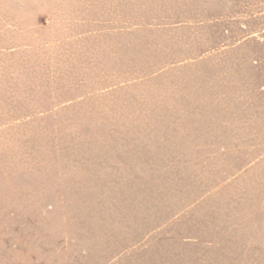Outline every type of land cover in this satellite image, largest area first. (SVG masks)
I'll list each match as a JSON object with an SVG mask.
<instances>
[{
  "label": "rangeland",
  "instance_id": "rangeland-1",
  "mask_svg": "<svg viewBox=\"0 0 264 264\" xmlns=\"http://www.w3.org/2000/svg\"><path fill=\"white\" fill-rule=\"evenodd\" d=\"M0 264H264V0H0Z\"/></svg>",
  "mask_w": 264,
  "mask_h": 264
}]
</instances>
